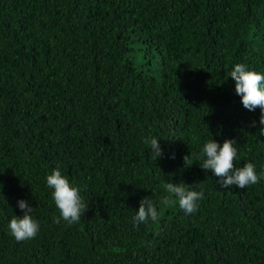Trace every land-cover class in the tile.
Returning a JSON list of instances; mask_svg holds the SVG:
<instances>
[{"label": "trees", "instance_id": "trees-1", "mask_svg": "<svg viewBox=\"0 0 264 264\" xmlns=\"http://www.w3.org/2000/svg\"><path fill=\"white\" fill-rule=\"evenodd\" d=\"M237 64L264 74V0H0V264H264V178L224 189L200 166L234 139L236 166L264 172ZM57 168L88 205L78 223L47 186ZM168 182L203 191L198 211L161 205ZM145 197L163 211L137 226ZM20 200L40 230L18 242Z\"/></svg>", "mask_w": 264, "mask_h": 264}, {"label": "clouds", "instance_id": "clouds-1", "mask_svg": "<svg viewBox=\"0 0 264 264\" xmlns=\"http://www.w3.org/2000/svg\"><path fill=\"white\" fill-rule=\"evenodd\" d=\"M230 78L235 81V91L241 97L244 108L252 112L257 108L261 110L259 133L264 136V74L249 71L244 64H237L231 71ZM252 126H256L255 122ZM144 142L150 144L155 157L163 156L158 139L149 137ZM235 145L237 142L234 139L225 140L222 147L212 140L208 141L202 149L201 156L206 159L200 165L201 168L211 171L216 177H219V184L224 189L232 186L243 189L248 185L257 184L264 178V172L258 175L255 165L251 162L244 164L243 167L236 166L238 151ZM189 158L190 156L184 157L185 164ZM47 186L54 190L52 196L60 211V217L69 224L78 223L81 215H84L88 208L80 195L81 189L74 187L58 168L47 176ZM190 187L183 182L179 184L168 182L166 191L170 195L165 196L160 204L164 207H172L178 203L185 215L194 214L198 211V201L204 198V193L203 191L189 190ZM18 207L24 215L22 218L15 215L12 217L9 223L10 235L18 242L34 239L40 230L39 222L33 219L35 209L25 200L18 201ZM162 211L163 208L158 211L156 203L150 197H145L140 201L139 211L134 217V222L137 226L140 223L147 224L149 221L157 222ZM56 222L59 223L60 220L56 219Z\"/></svg>", "mask_w": 264, "mask_h": 264}]
</instances>
